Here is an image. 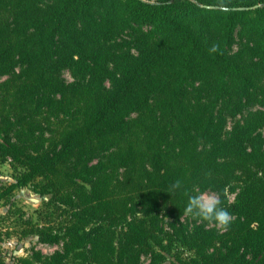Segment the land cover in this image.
<instances>
[{
  "label": "trees",
  "instance_id": "trees-1",
  "mask_svg": "<svg viewBox=\"0 0 264 264\" xmlns=\"http://www.w3.org/2000/svg\"><path fill=\"white\" fill-rule=\"evenodd\" d=\"M263 127L264 0H0L6 191L34 185L61 245L16 264H264ZM175 180L230 186L229 230Z\"/></svg>",
  "mask_w": 264,
  "mask_h": 264
},
{
  "label": "rangeland",
  "instance_id": "rangeland-1",
  "mask_svg": "<svg viewBox=\"0 0 264 264\" xmlns=\"http://www.w3.org/2000/svg\"><path fill=\"white\" fill-rule=\"evenodd\" d=\"M64 77L71 81L68 72ZM15 177L10 163L0 162V193L5 194V198L0 201V235H4L0 264H16L14 261L17 257L29 256L32 249L41 251L45 256H51L61 249V245L47 246L40 243L38 237L30 233L47 221L40 215L44 209V198L34 185L7 192L6 188L16 183Z\"/></svg>",
  "mask_w": 264,
  "mask_h": 264
},
{
  "label": "clouds",
  "instance_id": "clouds-1",
  "mask_svg": "<svg viewBox=\"0 0 264 264\" xmlns=\"http://www.w3.org/2000/svg\"><path fill=\"white\" fill-rule=\"evenodd\" d=\"M220 46L213 43L209 48V53H218ZM210 175V174H209ZM183 191L187 196V203L184 207L181 218L191 217L194 220L204 221L214 225L216 229L227 232L233 223L234 217L223 206L224 200L230 198V186H225L220 193L211 190H201L194 187L189 193L184 190L181 180H175L170 186L168 193L174 195Z\"/></svg>",
  "mask_w": 264,
  "mask_h": 264
}]
</instances>
